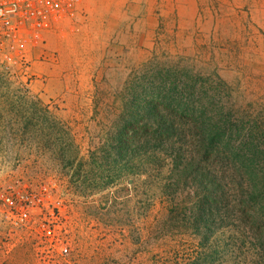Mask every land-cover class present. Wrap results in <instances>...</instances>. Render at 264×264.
<instances>
[{"label":"rangeland","instance_id":"1","mask_svg":"<svg viewBox=\"0 0 264 264\" xmlns=\"http://www.w3.org/2000/svg\"><path fill=\"white\" fill-rule=\"evenodd\" d=\"M44 37L28 68L0 69V264H264L224 204L199 234L179 183L199 127L264 145V0H84ZM153 107L191 146L149 134ZM236 138L213 142L229 176L251 173ZM11 189L31 196L20 225Z\"/></svg>","mask_w":264,"mask_h":264},{"label":"trees","instance_id":"2","mask_svg":"<svg viewBox=\"0 0 264 264\" xmlns=\"http://www.w3.org/2000/svg\"><path fill=\"white\" fill-rule=\"evenodd\" d=\"M147 115L150 120L157 123H155L154 131L147 132L154 138L159 141L175 139L172 144L180 143L191 146L190 141L182 134L183 131L175 127V122L164 118L155 107L149 109ZM137 124L138 127L143 126L138 122ZM259 132L256 127L254 130L246 132H242L238 127H224L208 142L202 128L196 129L199 139H194L195 150L191 149L188 152L183 169L178 168L182 176L179 183L186 182L196 192L195 198L191 199L192 207L196 212L194 213V224L196 223L195 226L199 234L200 230L204 228L206 238L213 232L212 226H215L224 204L227 219L241 221L246 226L243 227L244 230L249 229L258 240L264 242V215L257 208L259 206L264 211L263 196H261V200H258L263 194L261 193L262 189H264V145L261 142L256 143L254 140L255 135H259ZM218 135L225 138L228 148L232 147V141L237 137L236 150L239 155L235 157V163L231 164L236 165L240 162L251 173L246 172L247 175H245L246 173L239 175L240 173L236 169L234 175L231 174L232 176L224 174L222 170L228 167L231 157H219L220 151L213 143ZM217 164H219V171ZM254 170H258V172L256 173ZM251 191H255V194ZM247 192L250 195L248 198L246 197ZM219 217L221 218L222 214Z\"/></svg>","mask_w":264,"mask_h":264},{"label":"built area","instance_id":"3","mask_svg":"<svg viewBox=\"0 0 264 264\" xmlns=\"http://www.w3.org/2000/svg\"><path fill=\"white\" fill-rule=\"evenodd\" d=\"M84 0H0V69L28 68L32 54L45 41V32L78 13ZM10 192V193H9ZM3 197V215L15 225L28 217L29 194L15 199L11 189ZM18 203V204H17Z\"/></svg>","mask_w":264,"mask_h":264}]
</instances>
